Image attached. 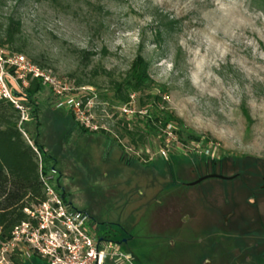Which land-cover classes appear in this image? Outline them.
<instances>
[{
    "label": "rangeland",
    "instance_id": "obj_1",
    "mask_svg": "<svg viewBox=\"0 0 264 264\" xmlns=\"http://www.w3.org/2000/svg\"><path fill=\"white\" fill-rule=\"evenodd\" d=\"M8 17L21 22L23 56L80 82L94 97V123L110 136L82 132L46 90L35 97L39 123L26 127L52 158L66 202L87 216L88 233L117 244L132 237L121 248L135 264L173 234L163 229L165 195L174 182L193 180L181 171L224 162L230 175L231 162H264V15L248 0H0V25ZM157 28L168 30L160 47ZM143 40L150 62L145 94L161 93L178 122L134 145L120 135L124 123L135 129L144 114L139 97L127 104L134 119L120 116L114 87L127 81ZM21 264L48 262L34 256Z\"/></svg>",
    "mask_w": 264,
    "mask_h": 264
},
{
    "label": "flooded vegetation",
    "instance_id": "obj_2",
    "mask_svg": "<svg viewBox=\"0 0 264 264\" xmlns=\"http://www.w3.org/2000/svg\"><path fill=\"white\" fill-rule=\"evenodd\" d=\"M231 164L236 170L230 175L224 162H205L188 173L181 171L193 180L174 182L165 195L169 206L163 229L174 228L173 234L154 244L153 254H145L147 264H256L264 260V162ZM205 177L210 178L197 183ZM179 188L194 191L173 192ZM132 240L128 236L119 245L128 246Z\"/></svg>",
    "mask_w": 264,
    "mask_h": 264
},
{
    "label": "trees",
    "instance_id": "obj_3",
    "mask_svg": "<svg viewBox=\"0 0 264 264\" xmlns=\"http://www.w3.org/2000/svg\"><path fill=\"white\" fill-rule=\"evenodd\" d=\"M248 1L252 9L264 15V0ZM21 28V22L18 19L8 17L4 24L0 25V49L6 47L9 54L25 55L26 47L20 45ZM167 33V28H157L153 34L154 45L158 47L162 46ZM83 54L87 56V60L90 59V54ZM29 60L40 68L47 67L44 63L36 59L30 58ZM149 68L150 62L145 57L143 40L142 46L139 47L137 56L131 66L127 81L122 85L114 87V99L120 105L129 104L131 95H138L139 97L137 100L138 105L144 112L141 117L138 119L135 118V123L139 127L136 125L135 129H131L128 123H124L123 125L118 123V125H122L123 135H120V137L122 138L126 135L132 140L134 145L136 143H145L149 136H154L156 132H162L172 123L178 122L164 107L165 104L162 100L161 93L154 96L145 94L148 88L147 86L150 84ZM81 85L80 82H76V86ZM45 90L50 96L53 107L55 108V102L50 92L36 80L31 81L29 87L22 93L13 92V95L28 110L29 119L27 122L21 123L19 111L9 102L0 100V244L9 241L14 229L28 221L25 210H31L44 201L40 172L41 175L48 176L51 170L56 171L52 158L48 155L45 148L38 144L36 138L30 135L26 127L30 121L36 124L39 123V111L35 97ZM246 113L245 116H247ZM69 115L73 119V116L71 114ZM75 124L82 132L91 134V132L80 127L77 123ZM99 133L110 136L102 130ZM199 139L194 138L192 140L197 143ZM114 140L122 147L117 138H114ZM33 149L37 151L38 155ZM237 162L257 164L262 161L244 159L237 160ZM58 178L59 172L56 171V175L52 181V187L63 202L68 204L64 191L59 186ZM102 239L109 240L106 234H104ZM9 257L10 264H21L22 262L17 251H14ZM139 264L146 263H142L141 261Z\"/></svg>",
    "mask_w": 264,
    "mask_h": 264
},
{
    "label": "built area",
    "instance_id": "obj_4",
    "mask_svg": "<svg viewBox=\"0 0 264 264\" xmlns=\"http://www.w3.org/2000/svg\"><path fill=\"white\" fill-rule=\"evenodd\" d=\"M34 80L50 92L56 110L71 114L80 127L91 133L104 131L92 118L97 106L87 88L60 79L50 69L40 68L23 55L5 54L0 49V100L9 102L19 111L21 123L28 121L29 113L13 92L22 93ZM132 99L131 95L130 101ZM118 111L128 119L135 117L127 104ZM161 155L165 156V152L161 151ZM55 175V170L48 176L40 172L45 199L31 210H25L28 221L14 229L9 241L0 244V264H10L9 256L14 251L21 260L36 256L48 264H135L133 256L119 244L88 233L87 216L65 204L53 189Z\"/></svg>",
    "mask_w": 264,
    "mask_h": 264
},
{
    "label": "clouds",
    "instance_id": "obj_5",
    "mask_svg": "<svg viewBox=\"0 0 264 264\" xmlns=\"http://www.w3.org/2000/svg\"><path fill=\"white\" fill-rule=\"evenodd\" d=\"M218 2H219V0H218ZM220 7H221V10H225V9H227L228 5L221 3V4H220ZM202 64H203V60H201V61L197 64V68L200 69Z\"/></svg>",
    "mask_w": 264,
    "mask_h": 264
},
{
    "label": "water",
    "instance_id": "obj_6",
    "mask_svg": "<svg viewBox=\"0 0 264 264\" xmlns=\"http://www.w3.org/2000/svg\"><path fill=\"white\" fill-rule=\"evenodd\" d=\"M211 177H213V176H211ZM208 178H210V177L202 178V179H200L197 183H199V182L202 181V180L208 179Z\"/></svg>",
    "mask_w": 264,
    "mask_h": 264
}]
</instances>
